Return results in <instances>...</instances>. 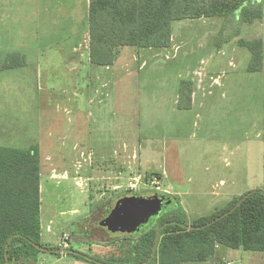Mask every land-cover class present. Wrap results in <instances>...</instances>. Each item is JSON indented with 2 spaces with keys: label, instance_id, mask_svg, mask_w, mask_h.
Wrapping results in <instances>:
<instances>
[{
  "label": "rangeland",
  "instance_id": "1",
  "mask_svg": "<svg viewBox=\"0 0 264 264\" xmlns=\"http://www.w3.org/2000/svg\"><path fill=\"white\" fill-rule=\"evenodd\" d=\"M13 3L0 7V146L40 145L45 244L60 246L66 234L68 249L92 260L127 258L137 235L100 226L123 195H167L171 210L180 203L194 220L264 191V69L249 72L252 56L238 45L264 42V16L249 24L233 17L175 22L171 48L125 47L114 66L99 67L79 52L64 63L49 29L22 37L25 6ZM31 44L35 53H16ZM184 80L194 82L189 110L179 108ZM239 253L264 264L263 252L224 246L204 262L184 264H227ZM60 259L44 252L39 264Z\"/></svg>",
  "mask_w": 264,
  "mask_h": 264
},
{
  "label": "trees",
  "instance_id": "2",
  "mask_svg": "<svg viewBox=\"0 0 264 264\" xmlns=\"http://www.w3.org/2000/svg\"><path fill=\"white\" fill-rule=\"evenodd\" d=\"M263 16L259 0H90L89 61L93 66L112 67L125 47L169 49L175 22L233 17L249 24ZM239 36L238 30L233 37ZM238 45L252 56L248 71H262L263 40L239 39ZM193 96L194 82L182 81L179 108L191 109ZM41 204L40 145L0 146V264H38L44 252L62 255L60 246L42 241ZM178 205L166 211L157 226L137 235L130 257L99 260L100 264L204 262L219 246L264 253L263 190L235 197L224 210L194 220ZM66 256L92 261L73 247L66 249Z\"/></svg>",
  "mask_w": 264,
  "mask_h": 264
},
{
  "label": "crops",
  "instance_id": "3",
  "mask_svg": "<svg viewBox=\"0 0 264 264\" xmlns=\"http://www.w3.org/2000/svg\"><path fill=\"white\" fill-rule=\"evenodd\" d=\"M16 0L8 1L4 3L0 0V7L12 6ZM22 7L25 6V17L22 18V28L24 30V36L27 39H33L35 37V28L47 30L49 33L41 34L40 37L46 35L47 37L55 40L56 47L55 52L64 54V63H68L70 57L75 53L77 54V48L84 42L89 41V6L90 0H19ZM10 3V4H9ZM76 7V8H75ZM79 7V12H78ZM0 8V16L2 11ZM75 8V9H74ZM21 11V10H20ZM24 14V10H22ZM1 21V20H0ZM19 22V19L16 20ZM24 23V24H23ZM36 23V27H35ZM15 25V24H14ZM1 29V28H0ZM87 39V40H86ZM57 41V42H56ZM89 48L84 47L79 53L88 55L89 61ZM16 53L20 56L35 53L34 47H28V45L22 46ZM17 55V56H18ZM83 55V56H84ZM19 58V57H18ZM90 62V61H89ZM69 64V63H68ZM42 190V189H41ZM256 191V190H254ZM43 235V225H42ZM44 243V242H43ZM221 246L218 247L220 249ZM229 249V248H228ZM234 250V249H231ZM238 249L236 251H240ZM64 251V250H63ZM244 251V250H243ZM247 252V251H245ZM236 260L234 262H227V264H258L262 259L259 255H253V253H239L234 256ZM60 262L63 264H78L77 260L66 256V253L62 252L60 256ZM39 264V262H38ZM41 264V263H40ZM216 264H219L218 262Z\"/></svg>",
  "mask_w": 264,
  "mask_h": 264
},
{
  "label": "water",
  "instance_id": "4",
  "mask_svg": "<svg viewBox=\"0 0 264 264\" xmlns=\"http://www.w3.org/2000/svg\"><path fill=\"white\" fill-rule=\"evenodd\" d=\"M166 196L126 197L121 199L111 215L100 225L108 228L110 232L122 234H136L169 206ZM161 230L158 232L160 236ZM66 253L65 251H62ZM92 260V258H90ZM100 264L97 260H92Z\"/></svg>",
  "mask_w": 264,
  "mask_h": 264
},
{
  "label": "flooded vegetation",
  "instance_id": "5",
  "mask_svg": "<svg viewBox=\"0 0 264 264\" xmlns=\"http://www.w3.org/2000/svg\"><path fill=\"white\" fill-rule=\"evenodd\" d=\"M134 196H136V195H123V196L119 197V198L117 199V201L115 202L114 206H113L112 208L108 209L107 214H106V216L104 217V219H102V221L105 220V219H107V218L111 215V213H112L113 210L117 207V204H118V202H119L121 199L126 198V197H134ZM152 196H163V197H165L164 195H160V194H155V195H152ZM137 197H139V196H137ZM149 197H150V196H149ZM165 198H166V197H165ZM167 198H168V202H170L169 206H168L167 208H165V209L161 212L160 216H158L157 218H155V220L160 219V218L166 213V211H168V210L171 208V206L174 204L175 201H173L172 198H170V197H167ZM102 221H100V223H101ZM153 221H154V220H153ZM149 225H150V224H148V225H146L144 228H142L141 231H140L139 233H136V234H129V235H140V234L144 233V232L148 229V226H149ZM100 226H101V225H100ZM101 227H102V226H101ZM102 228H104L106 231H108L109 233L112 234V232H110V231L108 230V228H106V227H102ZM117 234H122V233H114V235H117Z\"/></svg>",
  "mask_w": 264,
  "mask_h": 264
},
{
  "label": "built area",
  "instance_id": "6",
  "mask_svg": "<svg viewBox=\"0 0 264 264\" xmlns=\"http://www.w3.org/2000/svg\"><path fill=\"white\" fill-rule=\"evenodd\" d=\"M87 47L88 46V48H89V50H90V43H89V41H86L85 43H83V45L81 44L80 46H79V48L77 49V52H80L84 47ZM64 178H66V177H64ZM78 186H79V188H84V183H83V181H82V179H80L79 181H78ZM132 188H134V187H132ZM63 238L65 239V242L63 243V244H61L60 245V247L62 248V251L64 250H66V249H68V247L70 246V244L68 243L69 242V240H70V237L68 236V235H64L63 236ZM64 245V246H63Z\"/></svg>",
  "mask_w": 264,
  "mask_h": 264
}]
</instances>
